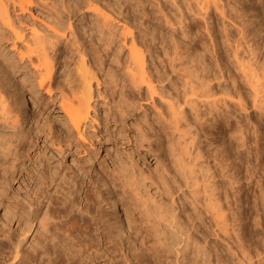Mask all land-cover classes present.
I'll use <instances>...</instances> for the list:
<instances>
[{"label":"rangeland","instance_id":"374dc122","mask_svg":"<svg viewBox=\"0 0 264 264\" xmlns=\"http://www.w3.org/2000/svg\"><path fill=\"white\" fill-rule=\"evenodd\" d=\"M43 2L32 0L25 12L18 8L12 11L10 6L9 15L14 20L22 18L29 26H40L50 8ZM216 2L239 22L255 13L258 4V0ZM99 4L105 24L101 15L94 16L85 7L77 11V15L84 12L78 20L69 21L78 41L86 46L84 59L89 74L97 73L91 80V105L80 135L59 107V92L65 85L39 87L36 76L26 71L31 80L30 85H24L28 115L21 114L19 122L13 124L0 120V140L14 136L13 131L25 137L20 144L22 156L16 160V164L22 163L16 165L20 173L12 175L10 165L5 164L0 234L18 243L24 253L31 251L28 254L33 253L37 240L46 242L48 234L32 221L27 205L33 203L34 191L44 187L42 181L64 173L89 178L90 193L103 198L93 202L115 198L114 208L101 202L98 210L113 211L116 226H121L117 229L110 222L99 223L102 239L90 259L83 249H77L76 254L66 243L62 249L56 246L64 259L75 254L80 261L85 258L84 264H125L141 252L148 255L150 264H258V259H264V115L253 107L256 95L243 79L226 40L221 9L211 6L204 15L199 0H104ZM258 16V20L248 18L254 22L247 20L245 24L264 57V19L260 20L264 13ZM62 21L67 25L65 15ZM121 32L128 43L130 38L138 42L142 36L148 43L145 54L152 91L147 83L138 89L130 84L124 69L127 50ZM67 38L68 42L56 50L62 55L61 67L58 63L54 66L59 79L67 73L76 78L74 48L78 41L72 44V37ZM1 43L0 54L12 56L10 41L2 39ZM14 72L20 80L23 74ZM237 88L244 106L235 99ZM19 102L23 104L20 96ZM167 138L183 157L192 158L196 181L186 178L175 166ZM122 161L133 167L131 183L120 176ZM207 176L213 179L207 182ZM230 177H234L232 184ZM210 180L227 213L222 228L210 217L206 200ZM154 207L175 217L153 225L144 209ZM22 210L24 218L17 224L15 215ZM238 224L235 232L239 239L231 227ZM106 230L111 235L108 242ZM247 255L250 259L244 257Z\"/></svg>","mask_w":264,"mask_h":264},{"label":"bare ground","instance_id":"6f19581e","mask_svg":"<svg viewBox=\"0 0 264 264\" xmlns=\"http://www.w3.org/2000/svg\"><path fill=\"white\" fill-rule=\"evenodd\" d=\"M43 1V4L50 7H46L48 10L45 9V11L47 10L45 12V22L40 26H29L18 16L17 19H12L9 15V7L11 6L12 11H15V8H18L21 12H25L28 11V8L31 6L32 0H11L10 3L8 0H0V45L2 44L1 40L5 39L7 42L10 41L9 44L14 50V52H12L13 55L10 57L8 56L9 58L6 57L7 55L0 54V120L13 124L19 122L21 114L24 115L23 117L28 115V109L30 107L28 105V98L25 96L24 85H30L31 80L26 77V71V74L29 72L34 78L36 76V82L39 87L48 85L51 89L50 85H65L59 92V107L68 119L72 128L76 130L78 135H80V127L83 125L82 120L88 113L87 108L91 105V102L89 101L92 85L91 80L96 77L97 73L89 74L84 59V50L86 49V46L78 41L76 37L77 34L75 31L71 30V23L69 21L71 18L78 20L79 18L77 17L82 16L84 12L77 15V11L82 7H85V11L90 10L92 15H101L103 17V23L105 24L106 17L105 14L100 11L101 7L99 6V1L104 0ZM199 4L201 5V9H203L204 15L207 14V10L211 6L214 7V9H218V7L221 9L220 14L222 15V23L224 27H226V40L233 48V56L241 71L243 79L256 95L253 101V107L259 112V114L264 115V57L260 54L259 45L254 44L249 37L250 33L245 24L247 20L249 23L254 22L248 18L254 17L255 20L259 17V14L264 13L263 0H258V4L254 7L255 13L250 14L245 20L242 19L241 22H239V19H236V16L232 17L227 14V11L223 9L224 6L218 5L216 0H199ZM63 15L67 17V25L63 24ZM55 18L58 19V22L55 21ZM261 19H264V17H260V20ZM55 24H58V26ZM126 30L128 31L129 29ZM262 30L261 23L259 22L258 32H261ZM121 34L124 41L122 45L127 50L124 60V69L130 84L136 86L138 89L140 87L139 85L147 83V89L152 91L153 86L150 85L151 80L148 76L145 54L149 49L148 43L143 36L140 37L138 42L135 38H130L128 43V40L125 41V36L122 32ZM68 35L72 37V44L78 41V46L75 45L74 48V53L77 56L76 75L78 73L75 77L78 78V80L70 73H67L65 76L63 74V79L56 78L55 76L57 74H55L54 66L58 63V66L61 67L60 59L62 57V55H60L59 52L57 53L56 50L62 42L65 40L68 42ZM91 40L92 38H90L89 41ZM139 44L141 47H139ZM92 51L93 53L95 52L93 49ZM150 53L151 52L149 51L148 55ZM260 57H263L262 61H260ZM94 62L97 63L96 59H94ZM14 71L23 74V76L21 75L22 77H20V80L16 79V75L13 76L15 73ZM12 86L17 87L10 90V87ZM189 89L192 91V86H189ZM207 90V92H209V88ZM229 93L230 92L228 91L227 95H229ZM234 95L238 104L244 106V99L239 88H237ZM19 96L23 100L22 105L19 102ZM172 103L173 101L169 99L168 104L172 106ZM244 109L246 108L244 107ZM172 117L175 119L173 115ZM12 133L14 136L0 140V193L3 192L1 184L6 182L3 181L6 179V176L3 177L6 173L5 164L8 163L10 165V172L12 175L15 172L18 174L21 171L18 167L22 163L20 162L18 165L16 164V160L22 156V153L20 152V144L25 140V137L18 136L16 131H13ZM240 139L242 140L241 136ZM63 141L65 142L66 140L64 139ZM165 142H167V148L172 151L174 164L181 174L191 181H196L192 158L189 156L183 157L182 151L178 152V148L171 139L167 138ZM87 155L88 154L86 153L84 156L85 159ZM16 165H18V167ZM54 171H56V168H54ZM119 171L120 176L126 182L131 183L134 180V170L128 161H122L120 163ZM2 177L4 179H1ZM209 178L213 179L212 176H207V182H209ZM41 179L45 178L43 177ZM99 180L101 184L104 185L103 180ZM230 180V183L232 184L234 177H230ZM89 183L90 181L87 177L77 178V176L66 175L64 173H62L59 178L49 176L47 181H42L44 187L42 186L43 188L34 191L35 199H33V203H30L27 206L29 207L32 221L34 220L37 223L36 225L48 234L46 236V242L37 240V246L34 247L33 253L28 254L31 253V251H27L25 252L27 254H25L21 251L22 248L20 249L18 243L12 242L13 240L10 241V237H6L8 239H5L1 232L0 264H50L51 261L52 264H84L85 258L84 261H80L76 258L77 255L75 254H71L73 256H71V258H62V255L60 254L61 252H59L60 250H57L56 246H62V249L66 244L73 249L72 253H76V251L83 249L84 252L87 253V258L90 259L92 254L98 251L100 239H102V236L100 238L99 235V223L107 221L117 229H120L121 226H116L117 221L114 220L116 216L113 211L101 213L100 210H98V208H101V202L108 204V208H114L116 203V201H114L115 198H107L109 202L106 201V203L100 200H94L93 202L92 199H99L102 198V196L97 194L96 198H94L93 194L90 193L91 190H89ZM213 184L214 182L210 180L206 200L211 211L210 217L213 219L216 226L219 227L221 225L222 228L224 225L226 226L225 217H227V213L226 210L223 209L220 196L217 194L216 187H214ZM94 193L96 194L97 192ZM0 195L2 196V194ZM101 200H103V198ZM162 210L157 209V207H154V210H149L147 208L144 209V213L149 217L148 221L157 226L159 220L163 219L170 222V220L172 221V218L175 217L169 211ZM15 216V222H17V224L22 223L24 211L17 212ZM231 227L234 232H238L239 224L231 225ZM104 234L107 242L110 241V233L106 230ZM235 235L239 239L236 232ZM68 246L67 248H70ZM90 247L94 250H90ZM242 252H244V250H242ZM147 257L148 255L146 253L140 252L138 255L134 254L132 258H130V261L125 262V264H150V259H147ZM244 257L250 259L248 258V255ZM194 260L195 259L193 258V261ZM258 264H264V259H258Z\"/></svg>","mask_w":264,"mask_h":264}]
</instances>
